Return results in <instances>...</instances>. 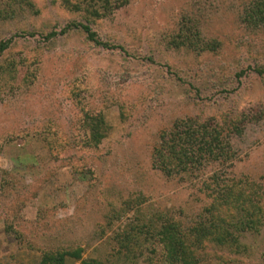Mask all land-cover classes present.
I'll return each instance as SVG.
<instances>
[{
    "label": "rangeland",
    "instance_id": "374dc122",
    "mask_svg": "<svg viewBox=\"0 0 264 264\" xmlns=\"http://www.w3.org/2000/svg\"><path fill=\"white\" fill-rule=\"evenodd\" d=\"M2 43L0 264H264V0H0Z\"/></svg>",
    "mask_w": 264,
    "mask_h": 264
},
{
    "label": "trees",
    "instance_id": "16d2710c",
    "mask_svg": "<svg viewBox=\"0 0 264 264\" xmlns=\"http://www.w3.org/2000/svg\"><path fill=\"white\" fill-rule=\"evenodd\" d=\"M127 2H128V0H126V4H127ZM253 14L254 13L251 12L248 14V16L253 17ZM255 19L256 18H253L252 20H255ZM74 27H76V28L81 27L84 30V32L87 34V38L89 41H92L95 44L100 45V42L98 41V39L96 37V34L92 31L91 28H89L88 26H85V25L81 26V24H75ZM102 45L105 46L106 44L103 43ZM8 46H9V43H7V44L2 43L0 45V53L3 52L6 49V47H8ZM256 71L260 76L264 77V66L257 68ZM101 127H103V124L101 125ZM101 130H102V128H101ZM188 135L189 136L185 141L181 142L182 140L178 141L177 139H174L173 140L174 143H172L170 145V148H165V149L159 151L160 153H158L157 159L159 162V166L164 170V172H168L171 175L170 171L173 167L176 168V167H179L180 165L183 166L184 165L183 161L184 160L186 161L189 159L188 156H190L191 147L193 146V143H195L196 140H194V136H195L194 134H190L188 132ZM218 141H219V138H214L209 142L208 141L203 142L201 140L199 142L200 143L199 149L202 152H209V154L210 153L213 154L212 150L216 149V144ZM185 143H192L188 152H186L185 148L183 149ZM197 143H198V141H197ZM230 192H232L236 195L235 198H233V199L235 201L234 203L237 207L238 212L241 213L240 222H243L242 214L243 215L247 214V216L251 218V222H253V220H256V223L254 225V228H255L257 226V224L260 223L261 220L264 218V206H262L260 204V202L257 200V197H255L253 195L255 192L254 191L248 192L246 188L241 189L240 191L233 190ZM77 257L78 258L80 257V253ZM61 258H59V261L57 262L58 264H63V262L61 261L62 260ZM83 264H91V262L90 261H84Z\"/></svg>",
    "mask_w": 264,
    "mask_h": 264
}]
</instances>
